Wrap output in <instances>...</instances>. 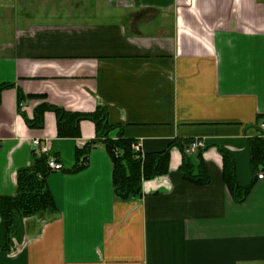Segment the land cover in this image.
Segmentation results:
<instances>
[{
    "label": "crops",
    "instance_id": "crops-1",
    "mask_svg": "<svg viewBox=\"0 0 264 264\" xmlns=\"http://www.w3.org/2000/svg\"><path fill=\"white\" fill-rule=\"evenodd\" d=\"M3 84L12 86L1 93L0 196L16 195L34 140H49L64 169L47 179L57 210L16 214L9 246L0 217V264H264V171L255 178L249 146L264 120V0H0ZM18 90L45 97L25 101L31 119L43 102L102 107L144 155L173 144L169 173L145 181L141 198L117 197L95 124L59 138L47 112L31 129ZM192 140L206 144L205 186L180 172L175 143ZM219 148L241 188L256 179L243 203Z\"/></svg>",
    "mask_w": 264,
    "mask_h": 264
},
{
    "label": "trees",
    "instance_id": "trees-1",
    "mask_svg": "<svg viewBox=\"0 0 264 264\" xmlns=\"http://www.w3.org/2000/svg\"><path fill=\"white\" fill-rule=\"evenodd\" d=\"M12 85H0L1 93ZM44 99L43 96H27L18 90V111L31 129L42 130L45 127V114L52 112L57 118L58 137L72 138L79 135L80 123L84 120L92 121L97 128L98 140H100L113 160V181L115 194L124 200L141 198L143 196V183L169 173L170 147L164 152L156 154L136 153L132 148L133 140L128 139L122 133L119 126L111 125L108 121L107 111L98 107L94 113H72L64 108L43 102L34 111L33 118H29L22 110L27 99ZM258 131L259 127L257 126ZM118 130L116 135L112 132ZM96 142H91L88 146ZM190 141L177 142L175 145L183 155L180 172L184 178L198 186L210 183V177L205 169L202 156L207 148L197 152L196 160L193 155L185 152ZM91 145V146H90ZM251 150V165L257 178L258 171H264V137L259 133L249 140ZM115 151L119 155H115ZM224 162V179L235 202L243 203L250 194L256 179L246 188H241L236 173L234 157L219 148ZM88 152V151H87ZM56 157V154L51 155ZM48 156L37 154L33 151L32 163L29 167L22 168L17 173V193L13 197L0 196V217L7 233V246L14 235L15 215L31 217L42 212H55L57 210L54 197L48 187L47 179L53 173L48 166ZM59 161V160H58ZM83 166L77 165L73 171H79Z\"/></svg>",
    "mask_w": 264,
    "mask_h": 264
},
{
    "label": "built area",
    "instance_id": "built-area-1",
    "mask_svg": "<svg viewBox=\"0 0 264 264\" xmlns=\"http://www.w3.org/2000/svg\"><path fill=\"white\" fill-rule=\"evenodd\" d=\"M259 130L258 134L260 133L264 137V120L258 124ZM258 130V129H257ZM33 150L37 154H42L48 156V166L53 172H61L63 171V165L58 162L54 157L51 156L52 152V143L47 140L46 142L42 143L40 140H34L32 142ZM132 148L136 153H140L141 156L144 157V154L141 150V145L139 142H134L132 145ZM206 148V144L202 140H192L187 145L185 152L189 155H194L200 150H203ZM115 155L118 156L119 152L115 151ZM87 164V161L84 159L80 162V166H85ZM264 172H260L259 177H263Z\"/></svg>",
    "mask_w": 264,
    "mask_h": 264
}]
</instances>
